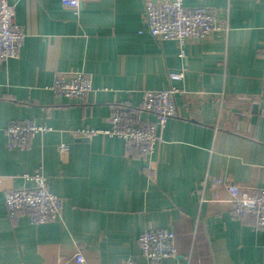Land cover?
I'll return each instance as SVG.
<instances>
[{"label":"crops","instance_id":"obj_1","mask_svg":"<svg viewBox=\"0 0 264 264\" xmlns=\"http://www.w3.org/2000/svg\"><path fill=\"white\" fill-rule=\"evenodd\" d=\"M9 2L26 38L17 57L0 62V264H80L78 253L82 264H264V232L253 216L237 218L213 181L264 188V0H184L230 25L184 45L148 33L144 0H82L79 10L61 0ZM58 72L92 79L85 102L56 96ZM173 72L184 78L171 80ZM170 87L183 92L178 116L158 131L149 159L128 154L118 136L84 137L110 130L114 106L137 108L145 92ZM248 95L257 100L245 107L247 130H237L231 104ZM26 121L51 130L9 149L8 126ZM36 172L64 199L61 214L38 226L21 216L13 226L5 194L31 187L25 175ZM149 228L173 229L178 256L144 257L139 237Z\"/></svg>","mask_w":264,"mask_h":264},{"label":"built area","instance_id":"obj_2","mask_svg":"<svg viewBox=\"0 0 264 264\" xmlns=\"http://www.w3.org/2000/svg\"><path fill=\"white\" fill-rule=\"evenodd\" d=\"M65 7L79 10L82 0H61ZM14 7L9 0H0V62L18 56L26 34L14 21ZM144 19L148 33L159 42L176 41L180 45L187 42H202L209 36L228 32L230 25L227 20L220 19L217 12L206 8H187L184 0H163L155 2L144 0ZM181 57H185L182 50ZM171 80H182L184 72H173ZM92 79L82 72H58L54 78L52 90L57 97L73 101L85 102L92 91ZM183 92L176 87L166 90L145 92L142 104L137 108L114 106L109 116L110 130H85L84 137H91L100 132L122 138L126 151L131 154L139 152L147 159L153 155L159 139L158 131L165 127L171 118L178 116L176 98ZM222 100L231 97L221 94ZM257 96L238 97L232 102L229 111L236 122L237 130H241L247 121L249 109L245 108L256 102ZM139 113L155 116V122L144 123ZM45 124L33 122H13L7 128L8 148H27L30 141L38 133L50 131ZM65 146H60L63 149ZM155 164L150 162L149 168ZM32 182L29 188L12 189L5 194L7 216L13 226H16L21 216H27L33 225H43L56 221L64 206V199L52 193L48 178L43 172L25 175ZM216 186L225 187L231 195V204L237 218L245 220L253 216L255 229L264 232V188L255 192L240 190L237 184L215 178ZM216 191L215 197L217 198ZM176 232L168 228H149L139 237V245L144 257L152 263H159L167 258L178 256L175 245ZM76 262L84 263L81 253L76 254ZM126 264H134L128 260Z\"/></svg>","mask_w":264,"mask_h":264},{"label":"water","instance_id":"obj_3","mask_svg":"<svg viewBox=\"0 0 264 264\" xmlns=\"http://www.w3.org/2000/svg\"><path fill=\"white\" fill-rule=\"evenodd\" d=\"M256 108H257V106H254V109H256ZM241 128L243 129V131H246L248 128L247 124H244Z\"/></svg>","mask_w":264,"mask_h":264}]
</instances>
